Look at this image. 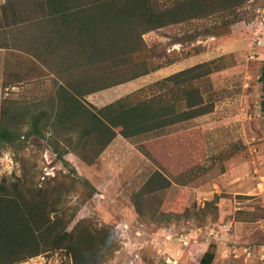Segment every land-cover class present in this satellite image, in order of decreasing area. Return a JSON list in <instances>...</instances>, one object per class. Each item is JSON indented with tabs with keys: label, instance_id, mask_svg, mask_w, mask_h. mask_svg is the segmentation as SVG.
Wrapping results in <instances>:
<instances>
[{
	"label": "rangeland",
	"instance_id": "obj_1",
	"mask_svg": "<svg viewBox=\"0 0 264 264\" xmlns=\"http://www.w3.org/2000/svg\"><path fill=\"white\" fill-rule=\"evenodd\" d=\"M4 2L17 10L21 21L16 33H24L21 46L26 51L28 41L48 29L45 21L38 20L44 17L42 0H0L1 5ZM262 5L252 22L234 25L227 36L199 40L196 45L205 51L194 56H184L192 47L170 45L188 26L148 33L144 36L148 46L167 49L180 61L85 98L101 109L156 81L224 57L228 68L201 84L205 98L215 104L213 113L139 143L118 135L94 166L75 153L65 156L68 166L58 162L48 144L49 135L31 138L22 151L0 143V180L21 176L24 167L35 181L56 175L67 182L88 180L96 193L85 205L79 199L85 188L72 182L75 188L68 203L79 211L71 228L85 221L113 234V250L103 264H200L210 245L216 247L213 264H264V202L258 196L264 180V0ZM6 8L0 13L10 14ZM43 41L47 42L46 36ZM40 53V63L47 66L25 67L28 77L23 85L2 89L0 105L7 99L15 112L47 108L61 81L56 73L61 55ZM139 144L154 146L157 162L143 155ZM156 171L172 180V185L145 197L141 217L133 196ZM25 264L71 262L64 253H55Z\"/></svg>",
	"mask_w": 264,
	"mask_h": 264
},
{
	"label": "trees",
	"instance_id": "obj_2",
	"mask_svg": "<svg viewBox=\"0 0 264 264\" xmlns=\"http://www.w3.org/2000/svg\"><path fill=\"white\" fill-rule=\"evenodd\" d=\"M41 6L50 49L61 55L56 71L61 81L47 108L34 105L35 110L15 112L10 101H2L0 143L22 151L31 138L49 135L56 160L65 166L70 153L94 166L118 135L139 143L214 112L215 104L205 98L201 84L228 68L224 57L156 81L101 109L85 101L180 61L167 49L148 46L145 35L188 26L170 45L192 47L184 56H194L205 51L196 45L199 40L227 36L234 25L252 22L263 7L262 0H42ZM7 78L3 90L18 86L14 72ZM153 147L138 145L143 155L157 162ZM72 182L85 188L79 195L82 205L94 197L96 189L88 180L67 182L56 175L35 181L25 167L21 176L0 180V264H25L55 253H64L71 264L105 262L113 250V234L85 221L71 228L79 211L68 203L75 188ZM171 185L172 180L156 171L133 196L138 214L145 216L146 196ZM215 259L216 247L210 245L200 264H213Z\"/></svg>",
	"mask_w": 264,
	"mask_h": 264
},
{
	"label": "crops",
	"instance_id": "obj_3",
	"mask_svg": "<svg viewBox=\"0 0 264 264\" xmlns=\"http://www.w3.org/2000/svg\"><path fill=\"white\" fill-rule=\"evenodd\" d=\"M6 6L10 9V14L6 12L0 13V97L4 82L8 80V75L13 72L12 70L9 73L10 69H14V81L18 83V86L15 87L20 89L19 86L23 85L25 77H28V71H25L24 68L36 67V64L37 66L41 64L42 67H46L47 65H43L42 61V63H40V51H44L48 53V55L54 52L50 49L51 35L49 33V26H47L48 29H45V31H36V35L28 41L27 50L24 51V49H22L23 46H21L23 45L22 38L24 33H22V31L20 34H18V32L16 33V28L20 26L19 23L21 20L12 3L4 2L3 5L0 4V9L6 10ZM40 19L45 21L44 17L38 20ZM45 36L47 38L46 43L43 41ZM18 37H20L19 40ZM41 46L44 47L43 50H41Z\"/></svg>",
	"mask_w": 264,
	"mask_h": 264
},
{
	"label": "built area",
	"instance_id": "obj_4",
	"mask_svg": "<svg viewBox=\"0 0 264 264\" xmlns=\"http://www.w3.org/2000/svg\"><path fill=\"white\" fill-rule=\"evenodd\" d=\"M259 193L258 196H261L264 199V180L259 184Z\"/></svg>",
	"mask_w": 264,
	"mask_h": 264
}]
</instances>
